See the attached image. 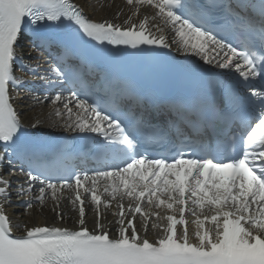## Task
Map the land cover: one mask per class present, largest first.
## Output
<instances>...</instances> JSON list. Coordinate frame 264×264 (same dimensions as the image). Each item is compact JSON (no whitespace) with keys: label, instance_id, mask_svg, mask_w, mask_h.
Wrapping results in <instances>:
<instances>
[{"label":"snow or ice","instance_id":"1","mask_svg":"<svg viewBox=\"0 0 264 264\" xmlns=\"http://www.w3.org/2000/svg\"><path fill=\"white\" fill-rule=\"evenodd\" d=\"M126 4L132 14L116 23L86 18L88 0H0V264H264V0ZM141 8L154 10L150 18L134 19ZM245 34L250 40L241 48L234 37ZM85 66L100 73L99 82L85 78ZM33 103L51 104L60 120L45 127L18 111ZM238 108L248 127L227 162L197 156L211 146L188 143L173 145L171 157L127 151L150 126L146 117L167 114L173 127L215 129L237 119ZM44 128L95 137L115 153L112 166L72 172L51 151L53 136L39 134ZM101 180L105 192L113 184L112 221L102 219L108 201L101 209ZM64 189L75 193L68 197L71 228L30 225L8 212L14 199L22 215L51 199L53 220L64 222ZM174 204L180 218L168 215L150 239L148 217L160 216L151 209ZM186 205L197 217L191 235L176 230L186 224Z\"/></svg>","mask_w":264,"mask_h":264},{"label":"bare ground","instance_id":"2","mask_svg":"<svg viewBox=\"0 0 264 264\" xmlns=\"http://www.w3.org/2000/svg\"><path fill=\"white\" fill-rule=\"evenodd\" d=\"M90 7L86 9L88 14L91 15L96 20L101 19H109L113 20L118 23H122L124 19H126L129 15L132 14V10L130 6L126 4V0H88ZM120 11L121 16L116 18V13ZM154 11L153 9H148L145 11L144 8H141L140 13L137 14V17L134 19H142L143 15H149L151 12ZM60 106V105H59ZM21 111L25 112L27 116L38 118L39 120L43 121L44 126L47 127L49 123L53 120H60L59 117H56L53 113V109L51 104L47 105H39V104H31V105H21L19 108ZM62 109V107H61ZM61 123L63 121H60ZM46 213V217L53 216L51 212V208L49 204H45L42 211L38 209L33 210L32 214L28 217L26 215H22L23 213L15 215V218L18 220H24L25 222H35L37 224H42L45 222V218L42 213ZM110 219H114L113 216H109ZM161 216L152 217L149 225H148V232H152L151 225L153 222L157 224L160 223ZM159 227V226H158Z\"/></svg>","mask_w":264,"mask_h":264}]
</instances>
